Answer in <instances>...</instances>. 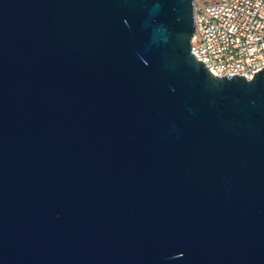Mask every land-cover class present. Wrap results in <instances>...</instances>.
<instances>
[{
  "label": "water",
  "instance_id": "obj_1",
  "mask_svg": "<svg viewBox=\"0 0 264 264\" xmlns=\"http://www.w3.org/2000/svg\"><path fill=\"white\" fill-rule=\"evenodd\" d=\"M191 9L0 0V264H264V66Z\"/></svg>",
  "mask_w": 264,
  "mask_h": 264
},
{
  "label": "built area",
  "instance_id": "obj_2",
  "mask_svg": "<svg viewBox=\"0 0 264 264\" xmlns=\"http://www.w3.org/2000/svg\"><path fill=\"white\" fill-rule=\"evenodd\" d=\"M189 51L213 76L250 78L264 66V0H191Z\"/></svg>",
  "mask_w": 264,
  "mask_h": 264
}]
</instances>
